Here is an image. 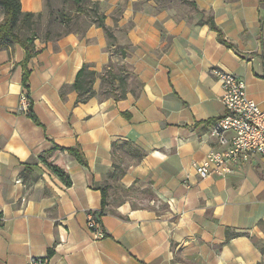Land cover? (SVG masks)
I'll return each mask as SVG.
<instances>
[{"label":"crops","instance_id":"crops-1","mask_svg":"<svg viewBox=\"0 0 264 264\" xmlns=\"http://www.w3.org/2000/svg\"><path fill=\"white\" fill-rule=\"evenodd\" d=\"M20 1L24 13L48 11L47 0ZM92 1L127 48L141 90L76 104L78 72L88 65L102 74L115 59L95 25L66 33L58 15L45 16L29 91L25 50L0 49V264H264V160L207 179L196 170L223 150L207 123L225 114L214 70L243 79L264 104V0ZM211 17L232 48L200 25ZM24 96L40 125L21 111ZM77 146L86 166L56 150ZM102 189L105 237L97 239L87 220L102 211Z\"/></svg>","mask_w":264,"mask_h":264},{"label":"trees","instance_id":"trees-1","mask_svg":"<svg viewBox=\"0 0 264 264\" xmlns=\"http://www.w3.org/2000/svg\"><path fill=\"white\" fill-rule=\"evenodd\" d=\"M185 1V0H183ZM187 2V1H186ZM65 6L56 7L54 6L53 1L47 0V9L48 16L52 18L55 14L58 15L57 21L64 26L65 32L68 33L72 29H76L78 31L82 30L83 32L87 31L91 26H97L98 28H102L106 34L108 39L107 49L111 53L113 58L118 57V68H115L112 61L105 69L102 74H98L95 71L89 70V66L85 65L77 74V78L75 83L73 84V90L77 92L78 99L76 104L79 103H87L94 96H98V94L94 91L95 81L97 79L102 80V87H106L107 85V93L108 97L106 98H114L116 100L123 99L125 97L118 98L115 94L112 93L111 85H113L116 80L122 79L123 81L132 77L135 79L139 85V89L134 95H138L141 90V83L138 78L129 71V67L125 63V59L128 57L127 48L120 46L117 42V38L114 34V31L111 30L105 24V17L101 12V8L99 3L94 2L92 0H64ZM72 3L75 9L72 11L69 9V4ZM188 3V2H187ZM192 7H195V3H191ZM0 11L3 13V20L0 22V49L8 44H17L20 45L26 52L25 59V73L23 78V85L26 90H30L29 86V78L31 75V70L29 68L30 60L36 55V47L35 41L39 39V36L36 34L35 28L39 26L40 22H38L43 14H34V13H24L22 11V5L20 0H0ZM72 11V12H71ZM39 19H38V18ZM51 25V21H49V26ZM200 25H208L211 30L215 31L218 35V41L232 48L233 45L230 43L224 32L216 25L213 17H211L208 21H200ZM48 26L46 31V36L51 34V28ZM45 31V30H44ZM45 37V35H44ZM129 76V77H128ZM29 99V97H28ZM28 117L32 119L36 124L40 125L38 118L36 117L33 109L30 108L27 112ZM128 117V115H126ZM215 121L207 122L209 125L213 124ZM128 146V150L135 155L137 161H141L144 157V153H142L138 148L134 147L132 144L126 145ZM117 148H120L118 144H114L113 146V156L116 157ZM56 150H60L62 152H66L75 160L81 164L82 166H86V160L82 153V150L79 146L74 148H59L56 147ZM48 167L57 175L61 180L65 183L66 186L70 187L72 185V180L70 175L62 170L60 167L48 164ZM107 204V190L102 189V211L99 213H94V216L101 223V217L104 212L103 209Z\"/></svg>","mask_w":264,"mask_h":264},{"label":"built area","instance_id":"built-area-1","mask_svg":"<svg viewBox=\"0 0 264 264\" xmlns=\"http://www.w3.org/2000/svg\"><path fill=\"white\" fill-rule=\"evenodd\" d=\"M214 75L222 90L225 114L212 124L211 136L223 150L211 151L197 166L201 179H207L213 173L230 175L239 163L253 158L264 160V104L248 96L243 79L219 69L214 70ZM29 108L30 101L24 96L21 111L27 113ZM87 226L97 239L105 237L102 224L94 214L88 216ZM27 264H49V260L32 258Z\"/></svg>","mask_w":264,"mask_h":264},{"label":"rangeland","instance_id":"rangeland-1","mask_svg":"<svg viewBox=\"0 0 264 264\" xmlns=\"http://www.w3.org/2000/svg\"><path fill=\"white\" fill-rule=\"evenodd\" d=\"M64 0H53V3H54V6L56 7L57 5L59 7L61 6H65L64 3H63ZM72 3L69 4V9L70 10H74L75 7L73 5H71ZM65 7H68V6H65ZM58 8V7H56ZM71 11V12H72ZM48 15V11L46 10V14L44 15V18L42 17L38 22H40L39 26L35 28V31H36V34L39 36V38H44V30H45V27H44V21H45V16ZM38 18V17H37ZM39 19V18H38ZM128 51V50H127ZM118 57H116L112 63L114 65L115 68H118ZM129 77V76H128ZM97 82H100V85L98 86V88L96 89V84ZM93 88H94V91L100 95L102 98H106L108 97V93H107V86L106 87H102V80L100 79H97L95 81V84H93ZM111 89H112V93L115 94V96H117L118 98H121V97H125L126 94L128 93H136L137 90L139 89V85L137 83V81L135 79H133L132 77H129V79L126 80H122V79H118L116 80V82L111 85Z\"/></svg>","mask_w":264,"mask_h":264}]
</instances>
